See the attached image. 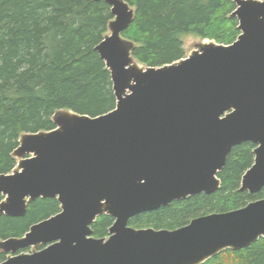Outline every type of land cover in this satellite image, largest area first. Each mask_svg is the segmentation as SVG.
<instances>
[{
  "label": "water",
  "instance_id": "obj_1",
  "mask_svg": "<svg viewBox=\"0 0 264 264\" xmlns=\"http://www.w3.org/2000/svg\"><path fill=\"white\" fill-rule=\"evenodd\" d=\"M94 1L113 16L95 50L117 106L98 117L60 111L54 130L20 138L16 168L0 176V216L24 217L38 199H56L61 212L23 238L0 241L8 255L1 264H205L264 239V199L176 230L129 225L219 191L218 174L243 143L256 148L240 191L264 189V1L235 0L241 34L232 45L203 40L185 60L160 68L140 64L123 37L135 10L125 0ZM102 215L114 224L108 237L95 238Z\"/></svg>",
  "mask_w": 264,
  "mask_h": 264
},
{
  "label": "trees",
  "instance_id": "obj_2",
  "mask_svg": "<svg viewBox=\"0 0 264 264\" xmlns=\"http://www.w3.org/2000/svg\"><path fill=\"white\" fill-rule=\"evenodd\" d=\"M125 1L135 17L123 37L135 44L133 56L146 67L185 59L183 36L232 45L241 34L232 17L235 0ZM112 20L111 7L94 0H0V176L16 168L13 153L20 138L54 130L57 112L98 117L115 110L110 72L95 50ZM255 148L243 143L232 149L218 174L221 188L216 193L175 201L136 216L129 225L176 230L195 218L264 199V189L258 194L240 191L244 174L254 164ZM3 200L0 194V204ZM60 212L56 199H38L24 217L2 215L0 241L23 238L33 225ZM113 224L112 217L100 216L93 236L108 237ZM7 257L2 253L0 264ZM205 264H264V239L240 251L226 250Z\"/></svg>",
  "mask_w": 264,
  "mask_h": 264
},
{
  "label": "rangeland",
  "instance_id": "obj_3",
  "mask_svg": "<svg viewBox=\"0 0 264 264\" xmlns=\"http://www.w3.org/2000/svg\"><path fill=\"white\" fill-rule=\"evenodd\" d=\"M183 40V44H184V49H185V53H186V57L190 54V52L192 50L195 49V45L202 42L203 40L199 37H196L194 35H186L182 37ZM40 248L36 249V248H28L27 251L29 250V252H27L28 254L33 253L34 251H39ZM2 255V252H0V256ZM7 256V255H6Z\"/></svg>",
  "mask_w": 264,
  "mask_h": 264
}]
</instances>
